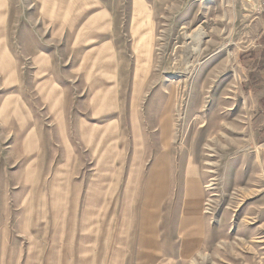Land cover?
<instances>
[{
  "label": "rangeland",
  "instance_id": "rangeland-1",
  "mask_svg": "<svg viewBox=\"0 0 264 264\" xmlns=\"http://www.w3.org/2000/svg\"><path fill=\"white\" fill-rule=\"evenodd\" d=\"M263 69L251 0H0V264H264Z\"/></svg>",
  "mask_w": 264,
  "mask_h": 264
},
{
  "label": "bare ground",
  "instance_id": "bare-ground-1",
  "mask_svg": "<svg viewBox=\"0 0 264 264\" xmlns=\"http://www.w3.org/2000/svg\"><path fill=\"white\" fill-rule=\"evenodd\" d=\"M171 77H172V75H171ZM204 88V86L202 85V87L200 88V93L201 94H203L202 93V89ZM172 94H173V92H172ZM195 97H197V96H195ZM195 97H193L192 98V100L195 98ZM173 98V97H172ZM191 100V101H192ZM221 100L222 101H220L219 102V105L220 104H224L223 105V107L224 106H226L227 104H228V102H229V100H231L230 98H228V97H221ZM195 102V101H194ZM193 105H194V103H190V101H188V105H187V107L188 106H190V108L191 107H193ZM222 107V108H223ZM193 109H195V108H193ZM223 113H225V112H223ZM223 113H221V114H219L218 115V124H215L213 127H211L210 128V131H212L213 129V131H224V132H227V131H236L237 132V130H238V128H235V126L234 127H229V126H227V123L225 122L224 124H221V120H223L224 119V117H221L222 115H223ZM168 123V122H167ZM168 125V124H167ZM207 128V127H206ZM205 128V129H206ZM203 129V128H202ZM237 129V130H236ZM236 134V133H235ZM211 173H212V171H210ZM200 179H198L197 180V184L195 185V192L191 195V197H190V199H191V209H192V211L194 212V214L195 215H197L198 217L199 216H201L202 215V210H203V206H202V204H203V202H202V190H201V183H200V181H199ZM256 179L254 178H252L251 179V182H254ZM199 181V182H198ZM213 184H208V185H206L205 187H207L206 189H208V188H210L211 186H212ZM244 191V190H243ZM198 223V222H197ZM199 224V223H198ZM184 248H186V245L184 246Z\"/></svg>",
  "mask_w": 264,
  "mask_h": 264
},
{
  "label": "crops",
  "instance_id": "crops-1",
  "mask_svg": "<svg viewBox=\"0 0 264 264\" xmlns=\"http://www.w3.org/2000/svg\"><path fill=\"white\" fill-rule=\"evenodd\" d=\"M252 89L257 90L256 103L258 105L257 111V125H258V139L259 146L262 148L263 165H264V69L258 74L257 82L254 83Z\"/></svg>",
  "mask_w": 264,
  "mask_h": 264
},
{
  "label": "built area",
  "instance_id": "built-area-1",
  "mask_svg": "<svg viewBox=\"0 0 264 264\" xmlns=\"http://www.w3.org/2000/svg\"><path fill=\"white\" fill-rule=\"evenodd\" d=\"M255 13L264 22V0H251Z\"/></svg>",
  "mask_w": 264,
  "mask_h": 264
}]
</instances>
